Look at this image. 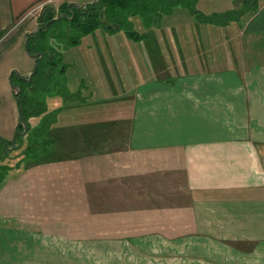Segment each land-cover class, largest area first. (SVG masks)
Here are the masks:
<instances>
[{"label":"crops","instance_id":"crops-1","mask_svg":"<svg viewBox=\"0 0 264 264\" xmlns=\"http://www.w3.org/2000/svg\"><path fill=\"white\" fill-rule=\"evenodd\" d=\"M46 1L0 0V29ZM228 9L222 45L142 49L114 95L80 78L74 135L0 189V264H264V0Z\"/></svg>","mask_w":264,"mask_h":264},{"label":"rangeland","instance_id":"rangeland-1","mask_svg":"<svg viewBox=\"0 0 264 264\" xmlns=\"http://www.w3.org/2000/svg\"><path fill=\"white\" fill-rule=\"evenodd\" d=\"M70 1L82 7L85 5V8L93 0H47L0 29V137L3 139L0 141L1 190L10 178L23 171L26 161L29 164L46 158L40 151L45 148L44 142L35 144L34 138L48 142L57 137L55 125L57 128H61L59 125H69L67 130L71 127L68 131L74 135V90L80 78L93 75L98 79L103 76L107 87L112 81L110 94L114 95L112 92H119L121 79L136 81L146 75L145 70L149 67L147 60L139 55L140 50L167 43L208 42L222 45L225 41V29L222 24L218 27L216 23H223L227 19V12L230 10L228 8L235 9L243 3L244 6H256L261 0H130L128 6L134 8V12L115 6L111 9L116 20L104 19L107 24L116 26L120 14L123 20L119 22V30L107 32L99 27L90 33L81 34L75 44L70 40L78 32L74 28V13L77 16L78 10L74 6L70 12H66ZM194 11H198L196 17L190 18ZM48 15L53 16V22L47 27L48 30L38 34L36 45L44 48V54H48V59H54L56 66L47 64V56L43 57L42 52L40 54L28 50L36 55V63L37 60L42 63V75L32 84L31 89L27 86L22 89L18 79H30L34 67V58L27 53L26 45L35 42L29 40L30 35H24L42 26L41 17L45 20ZM212 16L216 18H201ZM257 43L263 44L264 39ZM49 47L60 52V55L48 51ZM221 52L223 53L222 50ZM122 58L129 61L121 62L123 67L119 66ZM112 60H117L118 65L115 66ZM102 64L107 66V76L101 72ZM61 65L65 67L64 75L59 72ZM44 78L46 86L53 88L47 94L41 91ZM11 83L18 87L17 96ZM62 90L66 93L63 94ZM96 90L100 92L99 87ZM98 92L96 94H100ZM23 94L26 95V102L30 104V111L36 113L33 116L27 114L26 121L19 114L18 97ZM17 124H21V127L17 128ZM67 136L70 134L67 133ZM30 144L32 146L28 147ZM2 194L4 193H0V196ZM17 198L20 196L14 194L0 198V225L20 223L17 215L21 208L14 201Z\"/></svg>","mask_w":264,"mask_h":264},{"label":"trees","instance_id":"trees-1","mask_svg":"<svg viewBox=\"0 0 264 264\" xmlns=\"http://www.w3.org/2000/svg\"><path fill=\"white\" fill-rule=\"evenodd\" d=\"M129 1L130 0H118L117 2L115 0H97L93 4H89L87 7L81 8L79 11H77V16L74 13V28H76L78 32L75 34L74 38H72L70 40V42L75 44L78 41L79 36L81 34L90 33L92 31H94L95 29H98L99 27H101L103 30H107V32H115V30H119L120 29L119 22H122V20H123L120 14L118 17L119 19H117L116 26H112V25L107 24L104 19H106L108 21L116 20L114 18V15H113L112 9H111V8H115V6H119L120 8H124V9H130V10H132V12H134L133 11L134 8H131L128 6ZM102 7H105L104 10H102ZM109 10H111V11L109 13H107ZM67 11L68 10H66V12ZM227 16L228 17L226 20H230L232 18L234 19V17L231 16V14H227ZM52 17H53L52 15L45 16V20L41 17V22L43 24H45L46 22L50 21L52 19ZM213 17L214 16H212L210 18H208V17H201V18H203L204 20H207V19L210 20V19L216 18V16L214 18ZM52 22L53 21H51L50 23H52ZM217 23H219V22H217ZM49 24H48V26H49ZM46 30H48V28ZM46 30L39 29V30H37L38 32L35 35H30L28 37L29 40L35 41V42L32 45L28 43L27 49L30 52H39V53L42 52L43 57L47 56L45 58L46 63L50 64L51 67H54V66H56L55 60L54 59L51 60V57H50V59H48V54L47 53L44 54L45 53L44 48L42 46L36 45V42H38L37 41L38 34H43V32H45ZM129 34H133V33L129 32ZM48 51L54 53L55 55H60V52L56 51L52 47H49ZM41 59H43V58H41ZM40 63H41L40 60H37V63H36L37 67H36L35 71L32 72L30 79H27V78H19L18 79V82L20 83L22 89L26 86L28 89L29 88L31 89L33 87L32 84L35 83L36 79L41 78L42 74H41L40 66L42 63L41 64ZM59 69H60L59 70L60 74L64 75V70H65L64 65H61ZM43 82H44V85H43V88L41 90L42 92L47 94L48 90H53V88L50 89L49 87L46 86L47 82L45 83V78H44ZM63 82L65 84V81H63ZM55 84H57V83H55ZM21 92L23 93L24 91H21ZM62 92H63V94L66 93V91H64V90H62ZM25 96L26 95L23 94L22 97H18V102L21 106L19 114H20V118L23 120L27 119L26 118L27 114L29 116L36 115V113H32L30 111V106H29L30 104L28 102H26ZM46 116H48V115H46ZM19 127H21V124H17V128H19ZM18 135L21 136L20 133ZM1 140H3V139L0 137V141ZM33 141L35 142V144H37V143L39 144L41 142H44V144H47V141L43 140V139L34 138ZM30 146H32V145L30 144L28 147H30Z\"/></svg>","mask_w":264,"mask_h":264},{"label":"water","instance_id":"water-1","mask_svg":"<svg viewBox=\"0 0 264 264\" xmlns=\"http://www.w3.org/2000/svg\"><path fill=\"white\" fill-rule=\"evenodd\" d=\"M96 1H97V0H93L91 3H94V2H96ZM87 4H90V3H87ZM54 19H56V18H54ZM51 21H52V20H51ZM49 22H50V21H49ZM37 29H38V28H37ZM37 29L25 33L24 37H26V35H32V34H34V32H35ZM25 44H26V42H25ZM26 51H27V53H28L30 56H32V57L34 58V61H33V63H34V67H33V70H32V72H34L35 69H36V55H35V54H31V53L28 51V49H27V45H26ZM13 71H15L16 74H18V71H17L16 69H14ZM11 86H12L14 89H16V91H15V95L17 96V94H18V87H17L16 85H13L12 83H11ZM19 108H21V106H20Z\"/></svg>","mask_w":264,"mask_h":264},{"label":"flooded vegetation","instance_id":"flooded-vegetation-1","mask_svg":"<svg viewBox=\"0 0 264 264\" xmlns=\"http://www.w3.org/2000/svg\"><path fill=\"white\" fill-rule=\"evenodd\" d=\"M74 6H75V8L79 11V10H80L81 8H83L85 5L82 7V5H79V4H77V3H74V2H73V3H70V4L68 5V8H67L68 12H70ZM65 15H66V13H65ZM48 24H49V23H45V24H43L42 26H39L38 28H39V29H42V30H46Z\"/></svg>","mask_w":264,"mask_h":264},{"label":"bare ground","instance_id":"bare-ground-1","mask_svg":"<svg viewBox=\"0 0 264 264\" xmlns=\"http://www.w3.org/2000/svg\"><path fill=\"white\" fill-rule=\"evenodd\" d=\"M90 4H92V3H90ZM52 20V19H51ZM47 23H50V22H47Z\"/></svg>","mask_w":264,"mask_h":264}]
</instances>
